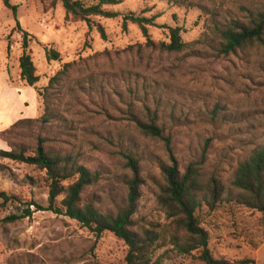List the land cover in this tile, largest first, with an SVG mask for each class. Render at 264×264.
<instances>
[{
    "label": "rangeland",
    "instance_id": "374dc122",
    "mask_svg": "<svg viewBox=\"0 0 264 264\" xmlns=\"http://www.w3.org/2000/svg\"><path fill=\"white\" fill-rule=\"evenodd\" d=\"M249 2L122 0L107 6L120 14L117 18H95L105 27L104 40L85 22L66 20L61 2L11 0L18 5L22 29L30 34L27 51L40 78L36 88L45 94L38 96L35 88L24 86L30 111L22 118L40 119L45 102L54 113L44 129L40 123L24 126L18 141L32 143L42 132L54 140L57 149L79 154L82 162L99 170L101 180L85 195L106 213H115L127 199L119 152L138 153L147 184L135 218L154 231L166 227L169 220L157 203L156 182L168 155L161 142L138 133L130 115H144L146 108L157 111L181 166L195 160L209 142L205 169L218 174L228 186L237 164L254 148L264 147V59L218 56L214 31L217 25L242 19V6ZM128 13L154 17L149 33L155 41H169L168 27L181 28L187 48L174 54L127 50L146 42L136 24L122 28V16ZM51 48L60 53L59 60L47 59L46 50ZM22 52V33L12 11L0 0V83L9 78L14 85L26 84L20 77ZM66 63H74L67 76L47 88ZM0 149L10 150L8 142L0 139ZM1 163L10 171L0 174V189L18 195L25 204L19 209L0 207V264H127L128 247L113 233L98 236L64 213L32 205L36 201L48 206V188L43 182L26 185L23 178L43 173L26 164ZM28 207L30 216L7 221ZM202 213L201 224L209 233V248L216 258L264 264L260 212L226 202L214 211L203 206ZM152 258L158 264H205L200 251L182 255L170 245L157 249Z\"/></svg>",
    "mask_w": 264,
    "mask_h": 264
},
{
    "label": "trees",
    "instance_id": "16d2710c",
    "mask_svg": "<svg viewBox=\"0 0 264 264\" xmlns=\"http://www.w3.org/2000/svg\"><path fill=\"white\" fill-rule=\"evenodd\" d=\"M180 2L182 0H168ZM12 11L17 22V28L22 33L23 52L19 58L20 77L30 87L35 88L38 96L44 97V92L36 88L39 76L36 73L29 48L30 34L23 30L18 17V5L11 0H2ZM61 2L65 10V19L82 21L89 29L96 28L102 39H107L105 27L95 18L113 19L120 14L107 9L122 0H96L88 4L83 0H52V4ZM242 19H231L223 25H217L214 31L215 52L218 56L231 59H264V0H250L242 6ZM129 24H136L146 38L144 44L137 43L127 50L136 48L144 51L160 53H181L187 48L183 41L181 28L168 27L169 41H155L149 26H154V17L147 18L128 13L122 16V28L128 29ZM49 61L60 59V53L55 49H47ZM74 63H66L57 75L52 77L49 87L67 76V70ZM45 114L40 119L23 118L10 127L0 130V139L7 141L10 150L0 149V174L10 171L8 165L1 163L9 160L14 163L26 164L39 170L42 176L34 178L26 175L22 183L35 186L43 182L48 188V206L45 208L33 201L37 210H49L54 213H64L100 236L111 232L128 247L127 264H158L153 261V253L168 245L177 253L191 255L200 251V259L205 264H246L248 262H230L216 258L209 248V233L202 227L203 206L214 211L219 205L231 202L239 206L256 210L264 218V147H256L250 156L237 164L227 186L216 173L205 169L207 163V145L199 156L185 166H181L171 145V135L162 123L157 111L146 108L144 115L131 114L135 129L144 138L159 141L168 155V161L160 165V180L156 182V200L167 215L169 224L154 231L138 222L135 215L138 211L142 189L147 184L143 174V158L131 150L120 151L122 159V182L127 188V199L124 206L115 213L101 211L85 193L91 186L101 180V172L90 168L81 161L79 154L72 151L57 149L52 139L40 132L33 137L32 143L26 144L18 139L23 135L24 126L40 123V127L48 126L54 119V113L49 110L47 102ZM0 207L7 208L25 204L16 194H9L0 189ZM32 214L30 207L24 209L21 215L8 216L7 221H15Z\"/></svg>",
    "mask_w": 264,
    "mask_h": 264
},
{
    "label": "crops",
    "instance_id": "0c3cea01",
    "mask_svg": "<svg viewBox=\"0 0 264 264\" xmlns=\"http://www.w3.org/2000/svg\"><path fill=\"white\" fill-rule=\"evenodd\" d=\"M26 85L22 84V82L14 85L11 80L9 82V78L5 79L3 83H0V130H4L16 121L25 118H22V116H24L26 110L29 108V103L24 97L26 94L24 86ZM35 106L37 107V102ZM36 112L37 109L35 114Z\"/></svg>",
    "mask_w": 264,
    "mask_h": 264
}]
</instances>
